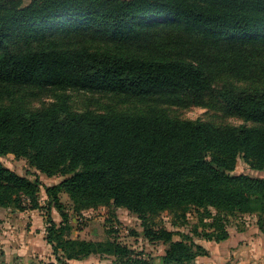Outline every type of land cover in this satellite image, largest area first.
Returning a JSON list of instances; mask_svg holds the SVG:
<instances>
[{
  "label": "trees",
  "instance_id": "obj_1",
  "mask_svg": "<svg viewBox=\"0 0 264 264\" xmlns=\"http://www.w3.org/2000/svg\"><path fill=\"white\" fill-rule=\"evenodd\" d=\"M116 40L132 49L110 48ZM263 79L264 0H0V99L12 101L0 104V156L64 177L45 187L44 206L39 180L0 161V208L46 216L55 260L38 264L94 255L155 264L116 240L73 237L62 193L77 211L113 206L138 215L145 238L167 246L163 264H194L208 254L196 240H226L230 216L256 213L264 231V178L234 173L239 158L264 170ZM37 88L54 91L57 104L34 110L13 103ZM68 90L219 106L244 123L74 112ZM193 208L199 221L190 225ZM164 212L180 223L149 227Z\"/></svg>",
  "mask_w": 264,
  "mask_h": 264
},
{
  "label": "rangeland",
  "instance_id": "obj_2",
  "mask_svg": "<svg viewBox=\"0 0 264 264\" xmlns=\"http://www.w3.org/2000/svg\"><path fill=\"white\" fill-rule=\"evenodd\" d=\"M90 44H100L88 39ZM107 48V47H105ZM110 48L114 50L127 51L132 49L124 43L117 40L110 44ZM264 83V79L263 82ZM264 85V84H263ZM67 99L68 107L74 112H96L100 114L117 113L124 115H140L152 114L162 115L176 120H196L202 119L204 122L214 124L216 126H238L244 121L239 117L226 115L219 106H191L181 108L177 106H168L155 103H140L136 99H122L113 95L101 93H89L76 90H68L64 93ZM58 102V96L54 91L37 89H28L16 96L14 104L24 106L29 109H46L54 106ZM12 101L0 99V104L9 105ZM0 161L9 169L16 173L28 177L33 182L39 180L41 204L46 205V186L59 184L64 180L61 175L48 177L35 168L31 167L24 158L15 157L13 154L0 156ZM235 174H246L252 177L264 178V170H254L242 158H239L234 171ZM63 211L68 215V223L72 227L73 237H84L97 241L107 239L116 240L123 245L134 249L136 252L145 254L146 257H152L155 264H163L161 257L165 254L167 246L161 242H152L144 236L143 220L136 214L129 212L124 208L100 207L98 209H90L77 211L76 204L67 195H60ZM40 211V210H38ZM196 208L189 210L190 225L197 224L199 221ZM214 213H217L213 210ZM41 212V211H40ZM53 220L60 224L63 221L60 211L53 207L50 211ZM255 214H237L230 216L229 224L244 225V222H251L256 217ZM258 217V215H257ZM209 221V219H207ZM179 222L175 213L164 212L159 216L150 217L148 220L149 227L158 229L161 227L169 230L174 229L173 222ZM180 223V222H179ZM242 225V226H243ZM191 229V227H184ZM176 236L175 239H178ZM200 240V239H199ZM113 257L92 256V264H111Z\"/></svg>",
  "mask_w": 264,
  "mask_h": 264
},
{
  "label": "crops",
  "instance_id": "obj_3",
  "mask_svg": "<svg viewBox=\"0 0 264 264\" xmlns=\"http://www.w3.org/2000/svg\"><path fill=\"white\" fill-rule=\"evenodd\" d=\"M244 225L230 224L229 237L221 242L196 240L208 252L194 264H264V231L257 214ZM46 240V216L38 210L16 211L0 208V264H38L54 261ZM71 260L69 264L89 263Z\"/></svg>",
  "mask_w": 264,
  "mask_h": 264
}]
</instances>
